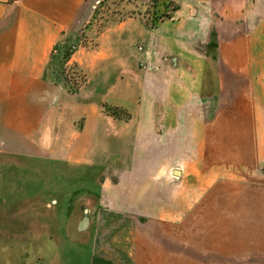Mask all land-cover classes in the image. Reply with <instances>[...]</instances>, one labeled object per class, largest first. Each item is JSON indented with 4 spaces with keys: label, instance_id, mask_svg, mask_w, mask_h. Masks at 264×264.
Returning <instances> with one entry per match:
<instances>
[{
    "label": "rangeland",
    "instance_id": "obj_1",
    "mask_svg": "<svg viewBox=\"0 0 264 264\" xmlns=\"http://www.w3.org/2000/svg\"><path fill=\"white\" fill-rule=\"evenodd\" d=\"M250 2L249 19L235 32L250 31L264 15V0ZM90 4L49 61L71 97L60 122H70L68 136L51 153L34 152L35 131L25 151L6 152L0 141V264H264L260 172L248 168L242 179L239 164L227 169L223 146L212 148L209 134L182 138L179 147L164 128L165 106H156L151 128L150 106L134 113L123 104L155 86L162 61L146 52L148 31L178 3ZM231 30L217 17L203 26L202 39L192 41L200 58L218 67V46ZM199 107L208 118L214 104ZM212 172L214 184L197 183L196 175Z\"/></svg>",
    "mask_w": 264,
    "mask_h": 264
},
{
    "label": "crops",
    "instance_id": "obj_2",
    "mask_svg": "<svg viewBox=\"0 0 264 264\" xmlns=\"http://www.w3.org/2000/svg\"><path fill=\"white\" fill-rule=\"evenodd\" d=\"M174 1L179 6L175 16L151 26L147 35L146 52H154L157 61H162L154 73L158 78L152 79L157 82L152 89L148 87L147 96L125 99L123 104L134 113L141 105L150 106L153 116L147 121L151 128L156 106H165L164 128L177 136L179 147L182 138L209 134L212 148L223 146L221 162H228L227 169L231 163L239 164V175L249 179L252 167L260 172L256 177L264 178V15L250 31L240 33L234 25L249 19L250 0ZM90 8V0H0V141L4 151H25V140L33 131L38 140L34 152L40 153L58 151L60 136H68L70 122H60L71 97L57 83L49 61L58 42L68 31L77 30ZM216 17L232 29L218 46V67L210 58H200L192 43L202 39L203 26L212 25ZM208 102L214 109L207 118L199 106ZM122 133L118 124V137ZM130 135L133 139L139 131L134 129ZM213 174L196 175L203 179L197 183L214 184Z\"/></svg>",
    "mask_w": 264,
    "mask_h": 264
},
{
    "label": "water",
    "instance_id": "obj_3",
    "mask_svg": "<svg viewBox=\"0 0 264 264\" xmlns=\"http://www.w3.org/2000/svg\"><path fill=\"white\" fill-rule=\"evenodd\" d=\"M174 174H175V175H180V174H181V171L178 170V169H175V170H174Z\"/></svg>",
    "mask_w": 264,
    "mask_h": 264
},
{
    "label": "trees",
    "instance_id": "obj_4",
    "mask_svg": "<svg viewBox=\"0 0 264 264\" xmlns=\"http://www.w3.org/2000/svg\"><path fill=\"white\" fill-rule=\"evenodd\" d=\"M173 9H174V11H177V10L179 9V6L176 5ZM168 17H169V16H168ZM263 172H264V165H263Z\"/></svg>",
    "mask_w": 264,
    "mask_h": 264
}]
</instances>
